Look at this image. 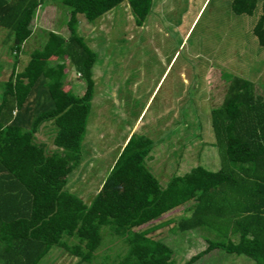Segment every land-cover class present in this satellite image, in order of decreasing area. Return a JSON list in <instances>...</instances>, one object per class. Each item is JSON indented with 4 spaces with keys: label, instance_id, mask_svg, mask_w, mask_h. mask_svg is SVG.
Instances as JSON below:
<instances>
[{
    "label": "trees",
    "instance_id": "16d2710c",
    "mask_svg": "<svg viewBox=\"0 0 264 264\" xmlns=\"http://www.w3.org/2000/svg\"><path fill=\"white\" fill-rule=\"evenodd\" d=\"M47 1L0 0V30L14 37L16 60L0 85V264H40L56 249L79 264H93L104 246V228L127 247L116 261L106 260L112 264H177L173 250L150 237L167 224L150 226L183 207L189 216L176 230L204 232L208 244L186 264L216 252L264 264V96L254 83L223 74L227 94L210 113L220 170L198 166L163 186L147 163L155 142L133 134L88 205L68 189L69 177L84 160L96 92L97 55L79 31L80 16L96 23L128 3L142 27L152 15L153 0H52L70 9L69 36L50 32L18 72L33 22ZM230 2L234 16L258 17L253 34L264 48V0ZM72 71L86 84L82 95L66 84ZM48 124L53 151L37 140Z\"/></svg>",
    "mask_w": 264,
    "mask_h": 264
},
{
    "label": "rangeland",
    "instance_id": "374dc122",
    "mask_svg": "<svg viewBox=\"0 0 264 264\" xmlns=\"http://www.w3.org/2000/svg\"><path fill=\"white\" fill-rule=\"evenodd\" d=\"M152 10L142 27L136 25L128 3L96 23L80 16L79 31L97 55L96 92L83 144L84 160L69 177L68 189L88 205L133 134L155 142L147 163L163 186L172 176L198 166L220 170L210 113L226 97L228 83L223 74L252 81L264 96V48L253 34L257 16H234L230 0H153ZM69 14L70 9L59 1L43 5L17 62L18 72L32 52L45 45L50 32L69 36ZM13 47L14 37L8 31L0 33V85L16 64ZM66 84L76 95L85 92V82L73 71ZM2 93L0 87V101ZM51 127L46 125L37 135L49 151L55 149ZM188 216L183 207L150 226L167 224L150 237L169 246L177 264H186L208 247L204 232L176 230ZM107 230H102L104 246L93 264H112L126 252L123 240ZM222 254L213 253L196 264H255L244 256ZM40 264H79V260L56 249Z\"/></svg>",
    "mask_w": 264,
    "mask_h": 264
},
{
    "label": "crops",
    "instance_id": "0c3cea01",
    "mask_svg": "<svg viewBox=\"0 0 264 264\" xmlns=\"http://www.w3.org/2000/svg\"><path fill=\"white\" fill-rule=\"evenodd\" d=\"M0 33H2L4 35V33H6V31L0 30ZM5 70V69H4Z\"/></svg>",
    "mask_w": 264,
    "mask_h": 264
}]
</instances>
